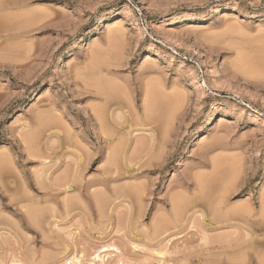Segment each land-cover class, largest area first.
<instances>
[{
    "label": "rangeland",
    "instance_id": "rangeland-1",
    "mask_svg": "<svg viewBox=\"0 0 264 264\" xmlns=\"http://www.w3.org/2000/svg\"><path fill=\"white\" fill-rule=\"evenodd\" d=\"M263 193L264 0H0V264H264Z\"/></svg>",
    "mask_w": 264,
    "mask_h": 264
},
{
    "label": "bare ground",
    "instance_id": "bare-ground-1",
    "mask_svg": "<svg viewBox=\"0 0 264 264\" xmlns=\"http://www.w3.org/2000/svg\"><path fill=\"white\" fill-rule=\"evenodd\" d=\"M120 116H118L117 114H115V112H112L111 113V118H112V120L114 121V122H117V121H120L121 120V118H119ZM104 136H106V142H108V144H111V143H113V141H114V139H115V137L116 136H114V135H109V136H107V135H105L104 134ZM128 137H131V133H129V135L127 136V138ZM130 138H128V140H129ZM130 141V140H129ZM113 149V148H112ZM112 149L111 148H108V151H106V159H107V161L109 160L110 162H111V160H112V157H113V151H112ZM143 150H144V148H143ZM115 151V150H114ZM114 158V157H113ZM80 161H81V159H80ZM86 162V161H85ZM85 165H86V163H85ZM84 165V166H85ZM88 166V165H87ZM83 167V166H82ZM86 168V167H85ZM84 168V169H85ZM77 177H79V176H77ZM208 177V176H207ZM203 178H205V176H203ZM197 180H199V181H202V180H200V177H199V179L197 178ZM116 181V180H115ZM205 180H203L202 181V183L201 182H198L197 183V181L195 182L196 183V185H195V187H196V189H197V191L200 193V192H203L204 194H206L204 191V189H205V183H203ZM207 181V180H206ZM210 180H208V182H209ZM211 182V181H210ZM210 184H212V183H210ZM210 184H209V186H210ZM217 184V183H216ZM228 184V183H227ZM226 184V185H227ZM206 185H207V183H206ZM226 185H224V187H225V189L224 190H222V192L221 193H219V194H221L220 195V197H218L219 198V200H217V202L213 205L214 207H212V216L213 215H218L219 217L222 215L223 216V219L224 220H226V218H227V216H229V217H232V218H236V219H238V218H243L242 220H244V218L245 219H248V218H251L252 216H253V213H254V208L250 205V204H243L242 205V207H244V208H242V207H240V205L237 207V208H231V210L229 209H227L226 208V198H227V196L230 194V193H232L228 188H230V187H228V188H226ZM229 186H231L230 184H228ZM189 186H190V183L188 182V181H186V182H184V184H183V187H185V188H189ZM208 186V185H207ZM218 186V185H217ZM182 187V186H181ZM221 187V186H220ZM213 188V187H212ZM215 188V187H214ZM219 188V187H218ZM234 187H232L231 188V190H234L233 189ZM206 189H207V187H206ZM220 189V188H219ZM223 189V188H222ZM217 191V190H216ZM204 194H202L203 196H205ZM264 194V193H263ZM261 195V200H260V210H263L264 209V195ZM218 195V194H217ZM230 196V195H229ZM196 197V196H195ZM202 197V196H201ZM207 197V196H206ZM209 197V196H208ZM212 197H213V195H212ZM216 197V196H215ZM176 199H177V197H175ZM204 198V197H203ZM176 199H174L175 201H176ZM193 199V198H192ZM208 199V198H207ZM178 200H179V198H178ZM186 200V199H185ZM198 200H200V198L199 199H197V201ZM210 200V199H209ZM209 200H207L208 202H209ZM187 201V200H186ZM178 202V201H177ZM174 203V202H173ZM201 205V204H200ZM176 206V205H175ZM194 207H197V206H194ZM208 207L209 208H206V210L207 209H209V211L211 210L210 209V206L208 205ZM234 207V206H233ZM181 208H183V207H181ZM229 208V207H228ZM197 210V209H196ZM196 210L194 211V214H196L197 212H199V211H197L196 212ZM261 212V211H260ZM259 212V213H260ZM176 213V212H175ZM208 214V213H207ZM210 214V213H209ZM199 215V214H198ZM262 215V214H261ZM264 215V214H263ZM193 216V215H192ZM217 216V217H218ZM226 218H225V217ZM222 217H220V219H221ZM260 219V218H259ZM218 220V219H217ZM235 220V219H234ZM214 221H215V219H214ZM227 221V220H226ZM229 221H230V219H229ZM239 221H240V219H239ZM246 222H248V221H246ZM251 222V221H250ZM216 224V223H215ZM220 224V223H219ZM223 224V223H222ZM230 227H232L231 225H229ZM247 236V235H246ZM205 237H206V235H205ZM205 237L204 236H202V238H201V241L203 242V241H206L205 240ZM109 258H115L116 259V263L115 264H122V256H121V252L119 251V249L115 246V245H112L111 243L109 244V245H104V246H102L98 251H96L95 253H94V255L91 257V258H88V260H85L84 262H81L80 261V259L77 257V255H75V254H73V256H71L70 257V259L69 260H67V262H66V264H112V260L110 261V259ZM109 260V261H108Z\"/></svg>",
    "mask_w": 264,
    "mask_h": 264
}]
</instances>
